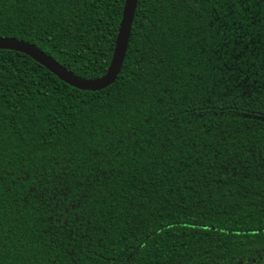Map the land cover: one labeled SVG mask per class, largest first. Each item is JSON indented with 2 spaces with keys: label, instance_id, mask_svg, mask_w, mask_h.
Listing matches in <instances>:
<instances>
[{
  "label": "trees",
  "instance_id": "1",
  "mask_svg": "<svg viewBox=\"0 0 264 264\" xmlns=\"http://www.w3.org/2000/svg\"><path fill=\"white\" fill-rule=\"evenodd\" d=\"M124 0H0V38L83 79ZM0 264H264V0H136L114 81L0 50Z\"/></svg>",
  "mask_w": 264,
  "mask_h": 264
},
{
  "label": "water",
  "instance_id": "2",
  "mask_svg": "<svg viewBox=\"0 0 264 264\" xmlns=\"http://www.w3.org/2000/svg\"><path fill=\"white\" fill-rule=\"evenodd\" d=\"M135 4L136 0H124L123 2L121 17L118 23L117 34L114 41L112 57L106 72L99 78H79L66 71L63 67L58 65L55 61H53L34 46L20 40L12 38H0V50H13L27 55L46 70L51 72L58 79L70 85L71 87L88 91L103 89L114 81L118 73L129 35Z\"/></svg>",
  "mask_w": 264,
  "mask_h": 264
}]
</instances>
